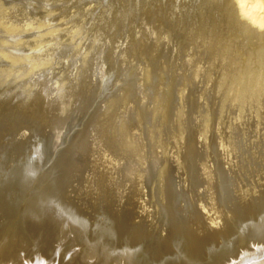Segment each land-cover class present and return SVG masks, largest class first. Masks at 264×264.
Masks as SVG:
<instances>
[{
  "label": "rangeland",
  "instance_id": "obj_1",
  "mask_svg": "<svg viewBox=\"0 0 264 264\" xmlns=\"http://www.w3.org/2000/svg\"><path fill=\"white\" fill-rule=\"evenodd\" d=\"M149 1L0 0V261L79 264L72 234L57 238L40 222L24 233L28 220L13 204L33 160L31 144L22 143L33 125L53 154L45 179L70 180L68 196L89 221L142 225L151 250L173 247L168 224L178 234L188 224H231L254 208L249 202L264 189V65L169 63L147 44ZM203 1L156 6L182 33L196 14H208ZM185 43L183 55L192 57ZM78 134L84 145L64 158ZM217 165L237 177L222 208L213 200Z\"/></svg>",
  "mask_w": 264,
  "mask_h": 264
},
{
  "label": "bare ground",
  "instance_id": "obj_2",
  "mask_svg": "<svg viewBox=\"0 0 264 264\" xmlns=\"http://www.w3.org/2000/svg\"><path fill=\"white\" fill-rule=\"evenodd\" d=\"M147 4L148 10L142 12V18L146 25L147 44L157 48L169 63L184 59V63L187 64L194 57L200 63L210 60L213 63L230 62L233 65L242 64L246 60L247 65L249 62L260 66L264 65V0L203 1L204 7L202 6V8L209 11L208 14L203 18H199L196 14L193 24L185 28L182 33L175 28V24L168 22L166 7L163 4L156 6V0H151ZM175 5H177L176 2ZM176 11L178 10L176 9ZM122 15L127 17L129 12L125 11ZM131 17L139 19L135 15ZM153 22H157V27H154L156 24ZM251 38H255V41ZM187 41H190L189 44L193 49L192 57L188 55L189 53L183 55V46ZM228 42L231 43L229 48L231 56L224 55L225 53L229 54L228 49H225L229 45ZM227 43L228 45H226ZM46 93L52 95L49 90ZM43 135L33 125L22 137V143L32 146L33 160L27 166L24 182H21L22 193L15 196L13 204L17 207L20 206V212L28 220L29 224L24 233L35 230L34 223L40 222L53 228L57 238H64L72 234V240L79 245L77 252L79 264H244L264 255V189L257 198L254 197L255 199L249 202L248 206L253 204L254 208L242 213L237 211L239 215L231 224H188V227L178 234H174L175 230L181 228L168 224L169 228L173 229V235L167 236L166 239L173 241V247L151 250V244H148V237L145 236L142 225L96 224V215L91 220L95 222H91L85 216L86 210L83 211L85 207L79 206V203L76 204L74 200L70 199L71 196H68L75 192L70 189V180L65 179L64 181V178L60 179V176H57L54 181L51 180L49 183L48 179L50 178L45 179L48 175L46 177L42 175V167L48 162V159H52L50 157L53 154L50 153L51 148L49 150L46 148ZM78 136L79 134L75 135L69 146H66L67 149L63 150L64 152H61L60 149L62 155L66 154L64 158H68V155L71 156L76 149L78 150L84 145ZM19 162H16L14 166L20 165ZM61 165L59 162H54L53 167L57 169L56 172L62 170ZM43 171L45 172V170ZM124 172L126 173L127 170ZM51 175L53 176V174ZM236 178L231 173L222 172L217 165L214 177L216 196L212 197L213 200L218 199L219 207L222 208L220 203L226 202L227 204L232 193L237 191L235 188ZM127 179V182L131 180ZM190 180L192 186L197 185L194 178ZM237 199V202L232 203L230 208H225V222L231 215L234 204L239 203V199ZM92 208L94 207L92 206ZM251 209L254 210L251 211ZM90 217L92 218V215ZM212 222L214 221L212 220ZM163 232H165L164 229ZM6 261L9 260H1L0 264H6ZM45 263L47 264V262ZM258 264H264V257L259 259Z\"/></svg>",
  "mask_w": 264,
  "mask_h": 264
}]
</instances>
